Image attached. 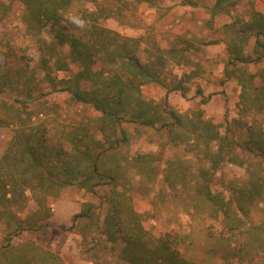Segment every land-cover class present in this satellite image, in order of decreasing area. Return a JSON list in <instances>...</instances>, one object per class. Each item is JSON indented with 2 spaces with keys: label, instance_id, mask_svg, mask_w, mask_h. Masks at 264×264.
I'll use <instances>...</instances> for the list:
<instances>
[{
  "label": "trees",
  "instance_id": "16d2710c",
  "mask_svg": "<svg viewBox=\"0 0 264 264\" xmlns=\"http://www.w3.org/2000/svg\"><path fill=\"white\" fill-rule=\"evenodd\" d=\"M16 1L24 8L20 23L24 36L33 41L38 63L30 72L28 67H15L9 58L14 55L10 39L5 35L0 38V48L8 57L0 65V127L14 130L0 156V218L5 220L10 237L52 225L49 215L41 209L45 210L61 189L77 186L98 195L101 203L108 206L102 222L92 202L84 203L72 217L71 226L78 229L84 244H89L84 254L92 260L101 259L99 250L108 252V243H121L119 258L125 264H264V227L254 212L260 202L264 203V174L253 175L240 184L230 183V194L214 189L215 173L223 164H246L239 151L252 153L264 165L262 124L246 122L245 138L239 140L228 131L222 134L216 123L201 119L203 125L195 129L190 146L202 147L199 150L206 166L191 172L180 161L169 163L164 171L165 180L174 188L191 173L195 196L191 213L208 221L203 230L205 255L201 258L194 253L190 235L165 232L155 236L149 216L137 205L142 197L127 189L125 167L118 158L111 160L129 142L126 126L154 128L160 123L161 127H169L173 141L180 137L178 128L184 126L183 115L166 102L148 98L143 91L150 82L163 85L159 69L164 64L163 56L157 53L143 62L138 55L139 38L99 23L101 18H110L124 9L134 11L139 3L154 7L161 0H0V26L12 15ZM181 1L191 7L207 8L212 17L228 13L242 0ZM85 4L94 9L85 8ZM72 6H78L85 19L80 35L68 33L63 25L64 13ZM227 26L231 38L226 66L232 68L226 67L225 72L228 76L237 74L244 101L250 98L253 105L262 106L264 67L250 74L246 67L264 60V11L253 9L249 19L235 18ZM65 46L69 47L68 53ZM186 50L172 48L170 53L174 58H185ZM71 64L79 65V70L70 76L57 75L70 70ZM36 68L43 72L42 81L53 92H67L76 102L92 109L58 136L46 108L58 111L42 101L48 93L43 92ZM257 80L260 83L256 85ZM174 89L184 92L186 87L181 83ZM189 140L186 138V144ZM153 158L152 153L136 155L132 159L135 173L153 176ZM28 192L37 203L40 221L19 215L26 208ZM0 264L63 261L53 251L26 242L0 247Z\"/></svg>",
  "mask_w": 264,
  "mask_h": 264
},
{
  "label": "rangeland",
  "instance_id": "374dc122",
  "mask_svg": "<svg viewBox=\"0 0 264 264\" xmlns=\"http://www.w3.org/2000/svg\"><path fill=\"white\" fill-rule=\"evenodd\" d=\"M9 2V0H5ZM13 13L6 23L0 26V38L5 35L10 39L14 52L9 56L15 67H28L29 72L36 67L38 55L33 41L24 36L20 23V15L23 6L20 2H13ZM136 9H124L110 18H101L99 23L105 27L116 30L123 35L139 38L140 46L138 55L143 62L147 57H156L157 53L163 56L164 64L160 66L163 85L150 82L143 87L148 98L155 102L170 105L177 113L184 116V126L178 128L180 137L173 141V135L169 133V127H156L137 125L135 128L126 126L129 131V142L121 146L116 158L125 167L128 179L127 189L133 194L139 195L141 200L137 205L144 208L149 216L152 231L155 236L165 232L190 235L192 248L198 257L204 256L205 234L203 232L207 220L199 219L191 213V206L195 198L192 188L191 173L186 175L183 183L176 184L175 188L165 180L164 171L169 163L178 164L182 161L187 171L195 172L198 167L206 166L199 149L193 148L194 131L202 127L201 119L210 120L219 126L222 134L229 132L242 140L245 138L246 122L262 124L264 130V102L262 106L253 105L249 99L241 97V85L237 74L227 75L225 72L228 62L227 47L231 38L230 29L227 26L235 18L248 19L252 9L264 11V0H242L232 7L228 13L209 15V10L203 6L192 7L182 4L181 0H161L158 6H149L146 2L136 5ZM85 8L92 10L91 4H85ZM177 9V10H176ZM179 21H171L173 11ZM83 12L78 6H72L64 13L63 25L65 31L76 35L82 34L85 29ZM253 42V41H252ZM185 48L183 57L174 58L170 49ZM68 53L69 47L65 46ZM7 52L0 48V65L7 60ZM9 54V50H8ZM17 55V56H16ZM244 67V66H243ZM264 67V60L260 64H251L246 67L247 73H255ZM231 69L232 66L227 67ZM36 77L41 81L44 93L42 98L47 105H52L55 111L46 108L48 119L58 129V135L68 125L79 122L84 115H88L92 109L82 103L76 102L67 92H53L51 86L42 81L43 72L36 68ZM79 70V65L71 64L70 70L60 71L59 77L70 76ZM188 76H187V74ZM27 76V75H25ZM181 83L186 89L181 92L174 89ZM256 81V85L259 84ZM261 96H264V94ZM248 97H252L249 96ZM3 98L0 95V100ZM48 110H50L48 112ZM35 119V118H34ZM40 118H36L39 120ZM14 134L11 127H0V156ZM182 137V139H181ZM186 138H190L186 144ZM184 146H181V145ZM152 153L155 174L151 177L138 175L134 171L132 159L138 154ZM239 157L247 160L244 166L225 163L215 173L214 189L230 194L229 184L241 182L253 175H263L264 165L260 164L252 153L239 151ZM176 181H179L175 179ZM86 202L96 205V211L100 220L104 219L107 212V204L101 203L98 195L93 194L77 186H67L52 197L46 206L41 209L43 214L49 215L52 225L45 226L42 230H25L11 238L4 219L0 218V247L12 243L18 245L33 242L46 250L53 251L62 259L63 264H125L119 258L122 244L108 243V252L100 251L101 259L92 260L84 254L88 245L83 242L78 229L72 227V217L79 212ZM39 208L33 197L28 192L26 208L20 212L21 218L29 216L40 221L41 214H37ZM264 227V203L260 202L254 210ZM241 264V263H238Z\"/></svg>",
  "mask_w": 264,
  "mask_h": 264
},
{
  "label": "crops",
  "instance_id": "0c3cea01",
  "mask_svg": "<svg viewBox=\"0 0 264 264\" xmlns=\"http://www.w3.org/2000/svg\"><path fill=\"white\" fill-rule=\"evenodd\" d=\"M234 7H235V6H234ZM190 8L193 10V8H192L191 6H190ZM231 8H232V7H231ZM231 8H230V9H231ZM176 10H177V9H176ZM176 10H174L173 13H172L173 15H171V16H172V17L170 18L171 21H179V20H180V18L174 16V14H177V12H175ZM252 10H253V9H252ZM229 11H230V10H229ZM251 12H252V11H251ZM248 19H249V18H248ZM246 20H247V19H246ZM231 22H232V21H231ZM231 22H230V23H231ZM227 52H228V51H227ZM228 58H229V55H228Z\"/></svg>",
  "mask_w": 264,
  "mask_h": 264
}]
</instances>
